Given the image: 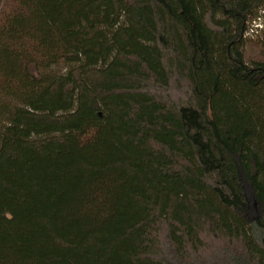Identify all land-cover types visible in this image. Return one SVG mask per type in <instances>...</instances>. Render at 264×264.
Here are the masks:
<instances>
[{
  "label": "trees",
  "instance_id": "trees-1",
  "mask_svg": "<svg viewBox=\"0 0 264 264\" xmlns=\"http://www.w3.org/2000/svg\"><path fill=\"white\" fill-rule=\"evenodd\" d=\"M0 264H264V0H0Z\"/></svg>",
  "mask_w": 264,
  "mask_h": 264
},
{
  "label": "rangeland",
  "instance_id": "rangeland-1",
  "mask_svg": "<svg viewBox=\"0 0 264 264\" xmlns=\"http://www.w3.org/2000/svg\"><path fill=\"white\" fill-rule=\"evenodd\" d=\"M259 37H260V35L247 39L246 46H245V48L243 50L244 51L245 61L247 63H250L252 61H260V60H262V57H261V54H260V49L254 43ZM241 182H242V186H243L245 197H246L247 204H248L247 216H248L249 219H254L259 214V208L255 204L252 187L243 178L241 179Z\"/></svg>",
  "mask_w": 264,
  "mask_h": 264
},
{
  "label": "built area",
  "instance_id": "built-area-1",
  "mask_svg": "<svg viewBox=\"0 0 264 264\" xmlns=\"http://www.w3.org/2000/svg\"><path fill=\"white\" fill-rule=\"evenodd\" d=\"M262 29H263L262 19L259 18L249 25V28L247 29L245 33V37L246 38L256 37L260 34Z\"/></svg>",
  "mask_w": 264,
  "mask_h": 264
}]
</instances>
